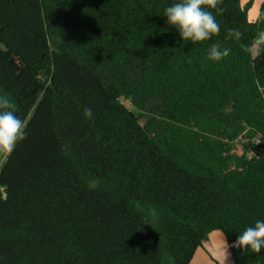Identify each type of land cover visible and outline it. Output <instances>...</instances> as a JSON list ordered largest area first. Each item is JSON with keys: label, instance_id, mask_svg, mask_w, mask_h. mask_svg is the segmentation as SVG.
Segmentation results:
<instances>
[{"label": "trees", "instance_id": "obj_1", "mask_svg": "<svg viewBox=\"0 0 264 264\" xmlns=\"http://www.w3.org/2000/svg\"><path fill=\"white\" fill-rule=\"evenodd\" d=\"M171 3L0 0V95L26 125L0 158V264H191L215 231L264 264L231 247L264 219V2L252 21L255 0H216L196 43Z\"/></svg>", "mask_w": 264, "mask_h": 264}, {"label": "clouds", "instance_id": "obj_2", "mask_svg": "<svg viewBox=\"0 0 264 264\" xmlns=\"http://www.w3.org/2000/svg\"><path fill=\"white\" fill-rule=\"evenodd\" d=\"M215 7L216 0H172L164 8L162 16L166 17L168 25L177 30L183 41L202 42L211 40L220 32L216 16L207 10ZM233 37L239 39L240 32L237 29L228 30V38ZM229 53L230 49L212 43L207 55L212 61H220ZM83 115L86 119H92V109L84 108ZM25 138L24 120L16 114L12 100L6 95H0V153L11 154ZM231 247L240 250L242 254L249 250L256 253L264 250V219H257L254 226L246 227L232 242Z\"/></svg>", "mask_w": 264, "mask_h": 264}, {"label": "crops", "instance_id": "obj_3", "mask_svg": "<svg viewBox=\"0 0 264 264\" xmlns=\"http://www.w3.org/2000/svg\"><path fill=\"white\" fill-rule=\"evenodd\" d=\"M263 2L264 0H255L254 6L258 4L259 7L257 8H260ZM253 9L249 12L250 16ZM251 20L257 21L258 16H255V19ZM227 245L226 237L221 231L211 233L204 242L203 247L196 253L191 264H234L230 249Z\"/></svg>", "mask_w": 264, "mask_h": 264}, {"label": "rangeland", "instance_id": "obj_4", "mask_svg": "<svg viewBox=\"0 0 264 264\" xmlns=\"http://www.w3.org/2000/svg\"><path fill=\"white\" fill-rule=\"evenodd\" d=\"M248 1L249 0H242V3L243 4H247L248 3ZM254 6V5H253ZM257 7H259L258 6V4L257 5H255L253 8V11H252V13H251V16H250V18L251 19H255V16H258V18H259V15H260V8H257ZM123 102H124V104L131 110V111H133L137 116H139V118H140V120H141V124L142 125H144L145 124V119H143L141 116H140V113H139V111H137L134 107H133V105H132V103H131V101H129V100H123ZM237 153L239 154V155H241L242 153H243V150H242V146H241V144H239V146H238V151H237ZM6 155L7 154H4V153H0V158L2 159V160H5V158H6ZM231 257V256H230ZM225 263V262H224Z\"/></svg>", "mask_w": 264, "mask_h": 264}, {"label": "built area", "instance_id": "obj_5", "mask_svg": "<svg viewBox=\"0 0 264 264\" xmlns=\"http://www.w3.org/2000/svg\"><path fill=\"white\" fill-rule=\"evenodd\" d=\"M257 141H261V138H258Z\"/></svg>", "mask_w": 264, "mask_h": 264}]
</instances>
